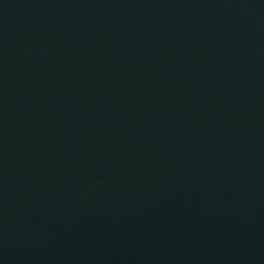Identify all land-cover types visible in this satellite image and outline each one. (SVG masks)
I'll return each instance as SVG.
<instances>
[{"label": "water", "instance_id": "obj_1", "mask_svg": "<svg viewBox=\"0 0 264 264\" xmlns=\"http://www.w3.org/2000/svg\"><path fill=\"white\" fill-rule=\"evenodd\" d=\"M0 264H264V0H0Z\"/></svg>", "mask_w": 264, "mask_h": 264}]
</instances>
